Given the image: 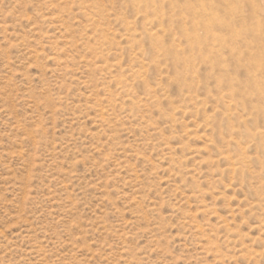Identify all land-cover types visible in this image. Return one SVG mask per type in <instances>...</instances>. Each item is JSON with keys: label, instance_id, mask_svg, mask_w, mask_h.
Segmentation results:
<instances>
[{"label": "rangeland", "instance_id": "1", "mask_svg": "<svg viewBox=\"0 0 264 264\" xmlns=\"http://www.w3.org/2000/svg\"><path fill=\"white\" fill-rule=\"evenodd\" d=\"M195 1L0 0V264H264V31Z\"/></svg>", "mask_w": 264, "mask_h": 264}, {"label": "bare ground", "instance_id": "2", "mask_svg": "<svg viewBox=\"0 0 264 264\" xmlns=\"http://www.w3.org/2000/svg\"><path fill=\"white\" fill-rule=\"evenodd\" d=\"M199 1L205 2L207 0H199ZM235 2L237 3V6H238L234 10L235 15H237V17H239L242 20L246 19L247 21L256 22L257 23L255 25L256 27H254V30L256 32L260 33L262 31H264V24L262 25L258 21L261 18L264 20V0H235ZM228 3H230V2H228ZM205 5H207V4H205ZM207 7H208V5H207ZM235 7H236V5H235ZM230 10H231V8H230ZM204 11H205V8H204L203 12Z\"/></svg>", "mask_w": 264, "mask_h": 264}]
</instances>
